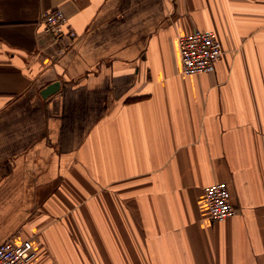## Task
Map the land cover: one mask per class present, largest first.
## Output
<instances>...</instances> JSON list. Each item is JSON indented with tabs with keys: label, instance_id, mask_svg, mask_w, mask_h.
I'll list each match as a JSON object with an SVG mask.
<instances>
[{
	"label": "crops",
	"instance_id": "crops-1",
	"mask_svg": "<svg viewBox=\"0 0 264 264\" xmlns=\"http://www.w3.org/2000/svg\"><path fill=\"white\" fill-rule=\"evenodd\" d=\"M197 30L223 55L185 75ZM25 239L32 264H264V0H0V246Z\"/></svg>",
	"mask_w": 264,
	"mask_h": 264
},
{
	"label": "built area",
	"instance_id": "built-area-1",
	"mask_svg": "<svg viewBox=\"0 0 264 264\" xmlns=\"http://www.w3.org/2000/svg\"><path fill=\"white\" fill-rule=\"evenodd\" d=\"M41 22L45 35H48L54 44L66 45L77 37L62 9L45 12L41 17ZM178 45L181 70L185 75L213 73L223 55L221 43L213 31L197 30L181 36ZM60 52L57 51V54L59 55ZM205 198L209 218L212 221H224L236 213L226 182H217L207 186ZM34 257L35 250L31 239L21 242L7 240L0 246V264H32Z\"/></svg>",
	"mask_w": 264,
	"mask_h": 264
},
{
	"label": "water",
	"instance_id": "water-1",
	"mask_svg": "<svg viewBox=\"0 0 264 264\" xmlns=\"http://www.w3.org/2000/svg\"><path fill=\"white\" fill-rule=\"evenodd\" d=\"M58 88H59V85L57 83L53 84L50 87H48L47 89H45V91L42 93V95L44 97L48 96V95L52 94L53 92L57 91Z\"/></svg>",
	"mask_w": 264,
	"mask_h": 264
}]
</instances>
